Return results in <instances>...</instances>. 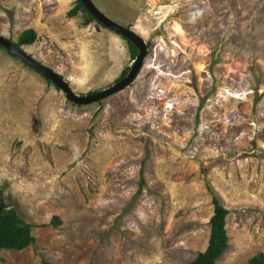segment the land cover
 <instances>
[{
	"label": "rangeland",
	"instance_id": "374dc122",
	"mask_svg": "<svg viewBox=\"0 0 264 264\" xmlns=\"http://www.w3.org/2000/svg\"><path fill=\"white\" fill-rule=\"evenodd\" d=\"M92 1L147 46L101 102H71L0 45V191L34 238L0 264H187L208 242V187L228 210L215 264L264 254V0ZM75 5L0 0V35L32 29L18 47L85 95L134 59Z\"/></svg>",
	"mask_w": 264,
	"mask_h": 264
},
{
	"label": "trees",
	"instance_id": "16d2710c",
	"mask_svg": "<svg viewBox=\"0 0 264 264\" xmlns=\"http://www.w3.org/2000/svg\"><path fill=\"white\" fill-rule=\"evenodd\" d=\"M78 10H82L85 14L83 23L87 24L95 20L89 12L83 7L80 0H76V5L69 11L72 16ZM35 39V32L32 29L24 30L15 45L31 44ZM127 41L128 50L132 59L136 56V48L129 41ZM124 72L120 78L123 77ZM119 78V79H120ZM118 79V80H119ZM47 80V79H46ZM211 202L213 204V214L210 217V233L208 242L204 251L199 252L196 257L187 264H215L219 257L223 254L228 246V236L225 227V217L228 210L221 204L219 198L214 194L210 188ZM54 224H58L60 220L55 219ZM34 241L31 235L30 225L25 223L16 212L8 208L5 204L0 210V251L1 250H22ZM41 264H50L48 261L42 260ZM245 264H264V254L258 253L251 257Z\"/></svg>",
	"mask_w": 264,
	"mask_h": 264
},
{
	"label": "water",
	"instance_id": "95a60500",
	"mask_svg": "<svg viewBox=\"0 0 264 264\" xmlns=\"http://www.w3.org/2000/svg\"><path fill=\"white\" fill-rule=\"evenodd\" d=\"M80 2L87 10V12H89V14L99 24L113 30L126 40H129L136 48L137 53L128 72L108 88L85 95L73 94L65 80L58 73L54 72L52 69L41 64L40 62L34 60L29 54L24 52L20 47H17L12 41L3 37L2 35H0V45L13 56L17 57L25 65L34 69L45 79L52 82L57 88H59V90L64 93L65 97L68 100L76 104L86 105L90 103L101 102L102 100L128 86L135 79L141 66L143 65V59L146 56L147 46L144 40L138 34L104 15L101 10L96 7L92 0H80ZM3 205L4 202L2 199V193L0 191V210L3 208Z\"/></svg>",
	"mask_w": 264,
	"mask_h": 264
}]
</instances>
